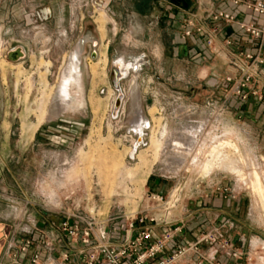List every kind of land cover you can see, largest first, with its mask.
<instances>
[{"label": "rangeland", "instance_id": "1", "mask_svg": "<svg viewBox=\"0 0 264 264\" xmlns=\"http://www.w3.org/2000/svg\"><path fill=\"white\" fill-rule=\"evenodd\" d=\"M195 3L0 0V222L9 237L61 211L150 212L151 185L162 193L182 179L200 185L186 201L204 189L230 197L231 222L245 224L247 242H264V104L232 93L222 58L181 38L189 11L210 24ZM224 27L222 45L234 34ZM82 42L80 84L68 68ZM234 43L220 51H240ZM19 46L25 56L12 63L6 54ZM119 58L138 70L115 89ZM222 183L227 193L216 190Z\"/></svg>", "mask_w": 264, "mask_h": 264}, {"label": "built area", "instance_id": "2", "mask_svg": "<svg viewBox=\"0 0 264 264\" xmlns=\"http://www.w3.org/2000/svg\"><path fill=\"white\" fill-rule=\"evenodd\" d=\"M202 1L196 0L194 6L206 13L210 24L201 20L194 10L189 11L182 21L181 38L199 39L209 51L217 54L222 45L218 40L219 24L235 23L237 30L255 43V51L227 50V64L235 75L227 74L221 81L243 99L251 95L264 104V0H230L248 15L259 17L258 24L237 20L226 11L215 10L213 0H205V4ZM231 43V39L226 38L222 47L226 50ZM141 138L138 135L135 144H139ZM199 186L197 183L190 186L187 181L177 179L163 194L151 190L145 200L153 204L149 208L152 212L144 209L135 216L110 215L99 219L79 212L61 211L57 215L58 221L51 225L57 236L41 239L38 234L35 236L26 231L18 250L26 253L40 241L48 255L42 258L39 253H32L30 264H68L74 255L82 264H176L189 254L194 257L189 264H264L263 241L236 242L212 226L199 231L193 241L183 240V244H178L176 237L182 232L183 220L170 219V211L187 198L189 191L197 190ZM216 190L227 193V184L222 183ZM230 199L227 196L224 200L230 203ZM117 218L121 220L117 221ZM162 226L167 229L157 232ZM118 233L121 238L114 239ZM62 238L64 245L58 249ZM202 245L205 246L203 250Z\"/></svg>", "mask_w": 264, "mask_h": 264}, {"label": "crops", "instance_id": "3", "mask_svg": "<svg viewBox=\"0 0 264 264\" xmlns=\"http://www.w3.org/2000/svg\"><path fill=\"white\" fill-rule=\"evenodd\" d=\"M213 8L215 10H223L235 16L237 20H243L248 23L258 24L260 22V18L256 15H248L244 9L241 7L233 5L230 0H213ZM182 17L181 13H178V17ZM225 29L223 32H226V35L229 34L231 31L230 38L231 41L235 43L233 44L238 45V50L244 51H255V43L246 35H244L241 31L237 30V25L235 23L230 25H224ZM234 31V32H233ZM221 35H219L220 37ZM195 42L194 38L191 39ZM180 42V41H179ZM182 42V41H181ZM232 44V43H231ZM232 46V45H231ZM185 49L187 47L181 46ZM231 49V48H230ZM108 50V48H107ZM234 50V49H231ZM107 56V52H106ZM216 57L222 58L223 62L227 65V69L231 70L227 64V55L225 51H220L216 54ZM264 85V80H263ZM152 190L157 188L155 185H151ZM169 190V189H168ZM163 191V193L167 192ZM203 195H197L192 198L194 200L183 201L174 209L170 211L169 218L173 221H180L182 222V232L176 237L178 244H183V240L193 241L197 236L198 232L209 228L210 226L217 228L221 233H223L228 238L232 239L236 242H245L247 243L248 238V228L238 221V224L231 222V216L228 212L229 208L225 205V200L222 199L221 194H215V192H211L209 190L204 189ZM58 221V217H56ZM50 218H44L41 222L40 228L34 226V231L30 229V233L34 234L35 236L38 234L42 239L43 236L48 238H54L58 234H55L54 231L51 229V225L53 222ZM10 226L6 223L0 222V264H30V258L32 253H39L42 258L46 257L48 254L41 245L40 241L34 243L26 253H20L18 248L23 241V234L12 235L9 237L10 234ZM157 232H162L166 230V227L157 228ZM23 235V236H22ZM61 237V236H60ZM121 236L118 234L114 235V239H119ZM64 245V239L62 238V242L57 245V248L60 249ZM205 249V246L202 245V250ZM194 257L189 255H185L184 257L180 258L176 264H189ZM232 264L233 262H228ZM68 264H82L79 263V258L77 255H74L72 258L71 263Z\"/></svg>", "mask_w": 264, "mask_h": 264}, {"label": "bare ground", "instance_id": "4", "mask_svg": "<svg viewBox=\"0 0 264 264\" xmlns=\"http://www.w3.org/2000/svg\"><path fill=\"white\" fill-rule=\"evenodd\" d=\"M83 45V42L80 43L79 45V48L77 51H75L72 56H71V62H70V66L68 68V72H69V78H74L76 76V79H77V82L79 83L80 81V84H81V79H82V76H81V70H80V65L79 64V59H78V54H79V51L81 49ZM25 53L23 48L22 47H16V48H13L11 50H9L6 54V57L8 58V60L12 61L13 62H18L20 60H22L25 56ZM120 59V58H119ZM117 59L116 61H114L113 65H112V71L114 73V78L115 80L117 81V89L119 88V83L120 81L129 73V72H137L138 70V62L137 60L133 63V64H128L126 61L124 62V59ZM81 78L80 80L78 79ZM125 79V78H124ZM123 81V80H122ZM75 84V83H74ZM79 84V85H80ZM133 92V91H132ZM137 92V91H136ZM121 101V95H118L117 98L115 99V102H114V111L117 109L118 105H120ZM136 110V113L139 115L141 112H140V108H139V105H135V109ZM138 118V117H137ZM140 119V118H139ZM141 122V121H140ZM135 127V126H134ZM141 127V126H140ZM139 130V129H137ZM185 130V129H184ZM140 132V131H139ZM168 139V138H167ZM166 139V140H167ZM172 142V141H171ZM181 144L175 142L173 144L172 142V146H180ZM197 145V144H196ZM194 159V158H193Z\"/></svg>", "mask_w": 264, "mask_h": 264}, {"label": "water", "instance_id": "5", "mask_svg": "<svg viewBox=\"0 0 264 264\" xmlns=\"http://www.w3.org/2000/svg\"><path fill=\"white\" fill-rule=\"evenodd\" d=\"M92 57H95L94 54H92ZM109 79H110L111 85H112L115 89H117V81H116L115 78H114V73H113L112 69H111V72H110V74H109Z\"/></svg>", "mask_w": 264, "mask_h": 264}]
</instances>
